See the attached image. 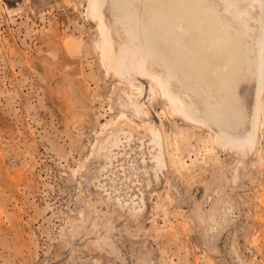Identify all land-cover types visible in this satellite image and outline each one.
I'll use <instances>...</instances> for the list:
<instances>
[{
  "label": "rangeland",
  "instance_id": "1",
  "mask_svg": "<svg viewBox=\"0 0 264 264\" xmlns=\"http://www.w3.org/2000/svg\"><path fill=\"white\" fill-rule=\"evenodd\" d=\"M87 2L0 0V264H264V89L257 147L222 148L213 131L172 115L159 86L151 102L149 79L105 75ZM103 16L127 44L109 0ZM67 39L80 54L65 53ZM119 84L150 109L127 138ZM240 95L250 113L252 80ZM148 120L175 157L158 177Z\"/></svg>",
  "mask_w": 264,
  "mask_h": 264
},
{
  "label": "bare ground",
  "instance_id": "2",
  "mask_svg": "<svg viewBox=\"0 0 264 264\" xmlns=\"http://www.w3.org/2000/svg\"><path fill=\"white\" fill-rule=\"evenodd\" d=\"M109 1L127 44L115 42L111 35L103 16L105 0H88L86 7L87 16L95 21V49L105 75L127 83L130 78L149 79L151 102L159 86L171 114L192 128L213 131L218 146L239 154L254 150L258 145L259 105L264 89V0H220L224 12H219L209 0ZM251 22L256 24L255 29ZM46 45L52 48L50 41ZM63 45L69 55L80 52L76 40L67 39ZM247 80L255 85L250 113L240 95ZM115 90L118 104L132 116L123 119L127 138L129 132L141 129L136 121L148 119L150 109L125 85L119 84ZM143 127L154 149L150 161L155 176L167 162L173 163L171 169L176 168L173 153L164 149L170 135L162 124L156 126L148 120ZM111 133V147L118 146L122 142L118 130ZM107 139L104 142L109 143ZM95 149L101 157L103 143ZM116 201L124 207L120 198ZM137 204L138 208H129L135 209L133 215L145 206L143 199Z\"/></svg>",
  "mask_w": 264,
  "mask_h": 264
}]
</instances>
